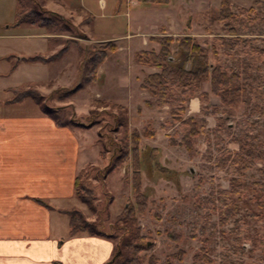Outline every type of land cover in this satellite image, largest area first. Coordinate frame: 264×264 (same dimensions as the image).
Segmentation results:
<instances>
[{"label": "rangeland", "instance_id": "rangeland-1", "mask_svg": "<svg viewBox=\"0 0 264 264\" xmlns=\"http://www.w3.org/2000/svg\"><path fill=\"white\" fill-rule=\"evenodd\" d=\"M221 1L171 0L168 5H151L146 0H137V6L130 5L132 7L130 8L132 16L130 28H127V20L124 16L116 20V30L135 32L140 26L142 32H149L155 30V26H168L169 23L177 22L175 32L184 30L186 32L184 35H191L193 32L201 43L208 42L210 46L214 36H237L227 34L224 30L225 23L218 19ZM230 1L232 10L236 13L232 23L239 29L238 36L242 37V41L235 47H226L217 42L219 55L214 56L212 53L211 61L213 64L220 62L229 71L241 73L245 87L242 98L236 106L232 107L223 104L217 96L214 98L217 104H213L210 100V103L205 105V113L202 112L204 105L201 104L200 116L196 118L202 119L199 128L202 131L201 127H204V130L195 138L196 148L201 149L196 155L190 154L183 146L185 154L178 145L171 144V140L180 142L189 126L182 123L184 119L179 117V114L171 113L172 107L169 105V109L165 110L168 114H162V116H167L165 118L167 125H172L173 130H170V126L166 128V125L165 129L158 127L159 123L155 122L159 131L162 132L161 138L156 140L155 144L148 140L140 143L142 191L150 202L145 214H136L135 225H131L130 222L125 225L118 217L123 210L126 198L133 200L131 205L135 203L130 184V164H124V167L117 171L105 174L115 143L120 141L121 137V131H111L113 128L111 112L116 110L110 106L103 108V106L94 105L95 99L116 98L117 93L111 91L106 82L99 81L89 86L84 84L86 70H89L90 52L94 46L103 44L88 39L87 34L101 37V33L105 30L96 29L95 25L86 29L82 28L83 25H75L79 34L77 32L68 34L71 36L66 38L71 39L70 46L75 47L68 54L69 66H72V69L62 72L58 64L51 63L47 67L51 79L45 82L41 80L34 86L43 94L52 89L53 94L65 85L68 88H75L80 83L83 85L82 89L65 101L58 100L55 95L54 99L48 101L55 106L71 103L77 118L82 122L101 121L82 130L78 127L74 128L83 142L88 157L94 163L87 168L83 181L86 187L94 191L95 199L93 209L79 201L73 203L85 210L84 213L88 219L94 218L101 229L115 235L116 242H120L126 235L124 227L128 226V229L132 231L138 228L140 235L145 236L142 242L144 248L139 253L142 264H152V262L195 264L194 256L204 244L210 248L211 258L214 259V262L210 264H264V245L257 244L258 239L264 238V160L258 162L254 168L245 171L242 176L243 192L237 195L239 210L227 225H220L219 212H213L209 208L210 201L218 197L219 190L231 187L230 179L233 177L226 166L221 168L217 166L216 157L220 151L223 149L238 151L242 145L264 141L262 110L264 106V0ZM250 7H254L253 15L258 14L260 19L249 22L242 18L241 9ZM1 9L0 6V24L2 18H5ZM1 31L3 32L4 29L0 25ZM76 41L81 44H76ZM175 46L176 43L174 48ZM107 63L111 61L108 60ZM4 80L10 85L28 84L24 77L17 81L7 77ZM202 89L205 90L204 84ZM98 93H101L102 97H97ZM5 96L8 95L0 93V100H3ZM152 97L154 102L156 98ZM38 106L32 99H27L21 106H13L11 109L18 112H34L38 110ZM0 109L3 111L9 108L3 106ZM93 109L95 111L91 114ZM154 117L156 116L152 115L148 122ZM177 120H180V123ZM136 124L139 125V122L137 121ZM129 126L130 129H136L131 125L130 116ZM100 131L104 137L100 136ZM153 145H157L159 151H155ZM259 145L264 150V145ZM170 147L175 151L172 150L174 154L171 157L172 161L181 158L179 153L188 159L182 177L179 176L181 172L179 169L183 168L167 166L170 161L166 160L171 152ZM212 190H214L213 194ZM215 202L216 205L219 204L218 200ZM168 232L183 233V237L179 241L173 240L169 238ZM237 236L245 238L242 244L236 242ZM205 240H207L206 243ZM181 251L185 252L181 260L178 256L174 257V254ZM196 264L209 263L200 260Z\"/></svg>", "mask_w": 264, "mask_h": 264}, {"label": "crops", "instance_id": "crops-1", "mask_svg": "<svg viewBox=\"0 0 264 264\" xmlns=\"http://www.w3.org/2000/svg\"><path fill=\"white\" fill-rule=\"evenodd\" d=\"M38 1L44 9L62 15L76 26L83 25V29L91 25H95L96 29H104L101 37L84 33L92 41H113L117 46L99 67L97 82H106L111 91H116V98L107 99L128 107L134 128H146L155 132L153 137H142L141 142L148 140L155 144L162 133L158 127L165 129L166 125V128L170 126V130H173L172 125H167V116H162L168 114L165 110L169 109V105L161 108L148 106L146 102L153 101V97L141 88L143 79L159 69L138 63L135 53L140 50L158 51L159 44L150 40L152 36L161 33L174 37L184 35V30L178 33L174 31L177 22L169 23L168 26H155V30L149 32H142L140 26L135 32L121 31L116 30V20L125 16L129 29L132 23L130 5L137 6V0H132L134 3L129 0ZM0 6L5 17L0 24L4 29L0 32V93L8 95L0 100L3 103L0 107L9 108L3 111L0 109V264H105L116 250L117 242L113 238L86 233L70 235L69 232L70 217L67 210L72 207L80 208L73 202H81L75 193L77 175L94 165L81 138L74 128L57 125L39 106L34 112L11 109L13 106H21L27 99L20 103L7 102L12 97L10 88L35 86L41 80H50V72H47L49 64H58L62 72L72 69L68 54L73 51L74 46H70L54 62L24 59L36 53L45 56L56 53L71 35L52 33L45 28L28 24L15 28L12 24L17 0H0ZM191 35L195 37L193 32ZM52 43L56 46H52ZM108 60L111 63L108 64ZM13 65L15 69L11 71ZM6 77L13 81L24 77L28 84L10 85L5 82ZM204 87V91L211 92L209 82L204 83ZM60 88L68 87L65 85ZM50 92L52 93V89L44 95H49ZM98 94L97 97H102L101 93ZM215 97L217 96L211 94L213 104H217ZM186 107V113L179 117L185 119L200 116L202 105L198 97L191 98ZM152 115L156 117L148 122ZM137 121L139 125L136 124ZM177 121L180 123V120ZM155 122L159 123L158 127ZM153 146L155 151H159L157 145ZM178 146L186 154L185 148ZM170 149L166 159L170 160L167 166L183 168L179 169V176L182 177L188 159L179 153L181 158L172 161L173 148Z\"/></svg>", "mask_w": 264, "mask_h": 264}, {"label": "trees", "instance_id": "trees-1", "mask_svg": "<svg viewBox=\"0 0 264 264\" xmlns=\"http://www.w3.org/2000/svg\"><path fill=\"white\" fill-rule=\"evenodd\" d=\"M146 1L168 5L171 0ZM254 12V7L242 8L240 14L243 19L254 22L260 19L258 14L253 15ZM234 17H236V13L232 10L231 1L222 0L218 19L225 23L224 30L227 34L237 36H214L210 46L208 42L201 43L192 35L176 38L171 35L161 34L150 37L151 41H155L160 45V49L158 51L155 49L140 50L135 53V59L138 63L159 69L157 72L148 74L141 83V88L156 98L154 102L147 101L146 104L148 106L161 108L165 105H170L172 107L171 113L182 116L186 113V104L189 100L193 97H198L201 104L204 105L202 112L205 113V105L210 103L211 94L218 96L223 104L232 107L237 105L245 90L241 73L229 71L220 62L213 64L211 61L212 53L214 56L219 55L217 42L226 47H235L242 41V37L238 36L239 29L232 23ZM25 24L45 28L52 33L72 34L77 32L79 34L71 20L56 12L44 9L38 0H17L16 15L12 26L16 28ZM70 41V39H67L64 46L50 56L36 53L24 59L34 62L57 61L70 49ZM175 43L176 48H174ZM116 49L117 46L113 41H108L92 48L88 58L89 70H86L85 85L97 82L99 67L106 60L109 53L114 52ZM14 69L15 66L13 65L10 70L13 71ZM206 82L210 83L211 92L202 89V85ZM82 88L83 85L80 83L75 88H60L54 91L53 94L44 95L33 85L29 87L15 86L10 88L13 96L7 102L20 103L30 98L40 106L44 114L52 117L57 125L85 129L101 121L82 122L77 118L71 103L55 106L48 102L55 98L54 95L58 100L65 101ZM94 105L97 107L103 106V108L110 106V108L116 110V112H111L113 117L111 122L113 128L111 131H121V137L120 141L115 143V149L108 160L105 174L117 171L124 167V164H130V184L134 193L135 203L131 205L133 200L127 198L123 210L118 217L125 225L129 222L131 225H135L137 222L136 214H145L150 202L147 195L142 191L143 176L140 143L142 137H153L155 136V132L149 131L146 128L142 130L130 129L129 110L125 105L99 98L94 100ZM214 108L218 109L217 107ZM262 110L264 112V106ZM94 111L93 109L91 114ZM200 120L202 121V119L196 117L184 119L182 123H186L189 129L180 142L171 140V144L184 146L192 155L199 154L200 151L196 148L195 138L204 130V127H201L202 131L199 128ZM100 136L104 137L102 131H100ZM259 144L264 145V141L242 145L238 151L223 149L216 157L217 166L220 168L226 166L227 171L233 174V177L230 179L231 187L217 192L218 197L215 200H218L219 204L216 205L214 199L210 201L211 206L209 208L213 212H219V224L222 226L227 225L238 213L239 203L237 195L243 192L241 189L244 184L242 176L245 171L254 168L258 162L264 160V150L261 149ZM101 153L103 155V152ZM86 171L87 169H83L77 175L75 193L78 200L93 209L95 193L84 185L83 175ZM211 192L213 194L214 190ZM67 213L70 217V235L86 233L115 239V235L101 229L96 220L88 219L80 208L72 207L67 210ZM124 228L126 235L121 238L120 242L116 243V252L105 264H142L139 253L144 248L142 242L145 240V236L140 235L138 228L136 230L134 228V231L128 229V226ZM167 234L170 239L177 241L183 237V233L168 232ZM236 238L238 244H242L245 240L241 236H237ZM206 242L207 240H205ZM257 244L259 246L264 245V238L258 239ZM184 254L185 252L181 251L174 254V257L178 256L181 260ZM210 254V248L204 244L195 254L194 263L196 264L200 260L209 264L213 263L214 259L211 258ZM55 264L63 263L55 262ZM152 264L156 263L152 262Z\"/></svg>", "mask_w": 264, "mask_h": 264}, {"label": "built area", "instance_id": "built-area-1", "mask_svg": "<svg viewBox=\"0 0 264 264\" xmlns=\"http://www.w3.org/2000/svg\"><path fill=\"white\" fill-rule=\"evenodd\" d=\"M129 2H130V3H134V1H132V0H129Z\"/></svg>", "mask_w": 264, "mask_h": 264}]
</instances>
